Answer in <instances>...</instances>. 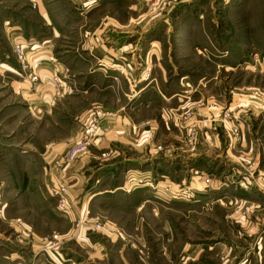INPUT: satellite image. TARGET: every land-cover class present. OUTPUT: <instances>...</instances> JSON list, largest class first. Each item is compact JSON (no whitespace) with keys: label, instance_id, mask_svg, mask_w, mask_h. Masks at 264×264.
Segmentation results:
<instances>
[{"label":"rangeland","instance_id":"obj_1","mask_svg":"<svg viewBox=\"0 0 264 264\" xmlns=\"http://www.w3.org/2000/svg\"><path fill=\"white\" fill-rule=\"evenodd\" d=\"M42 2L47 20L36 0H0V264H264V0ZM18 37L33 57L56 53V85L66 65L87 71L91 48L114 50L112 91L78 78L50 114L33 102L49 93L26 80ZM85 108L80 135L95 110L109 115L68 163L79 138L55 147ZM116 122L130 128L105 151L103 125ZM130 173L144 203L99 195L125 193Z\"/></svg>","mask_w":264,"mask_h":264},{"label":"crops","instance_id":"obj_2","mask_svg":"<svg viewBox=\"0 0 264 264\" xmlns=\"http://www.w3.org/2000/svg\"><path fill=\"white\" fill-rule=\"evenodd\" d=\"M42 1L43 0H36V3L38 4L39 11L44 13L43 14L44 19L47 20L48 19V15L45 14V12L43 11V7H45V6H44ZM81 39H85L84 35L82 36ZM44 41H46V39ZM51 49L48 48L45 51H43L42 49L39 50V51L43 52V53L41 52L39 54L41 56H44L43 57L44 61H43V64H42L41 68L38 69V72H39L40 77H41V82L43 81L44 83L42 82L43 84H40V86L37 87L36 93H40V92L43 91V92L49 93V95L47 94V98L44 99V100L42 99V97L40 99H37L38 96H36L37 100L33 101L36 105H41L42 103H44L43 105H46V107H48L47 111L50 114L53 113L54 107L56 105H58L59 102H61L62 100L68 99L66 97V95H65V90H68V89H66L67 88L66 86H69V84L72 85L73 82H76L78 78L79 79L82 78V83H83V80L89 79V81H85V83L89 87L99 89L100 91H107V92L108 91L109 92L112 91L111 88L110 89H107V88L112 87L115 82H114V80H111V81L109 80L110 83H112L111 84L112 86L109 85L108 80H106V76H107V74L113 75V72L109 70L110 69L109 66H113L110 56L111 55H113V56L116 55L114 50H112V51L111 50L104 51L102 49H98L97 48V50L92 51L93 49L91 48V51H89V53L91 54V56L93 55L94 57L90 58L92 60V64L89 66L87 71H86V69L78 70L77 71L78 73L76 72V74H75L73 72V70H71L72 67L69 66V65H66L69 68V71H70V73L68 74V77L66 78V82H65V84H63V82H62V84L56 85V83L53 82V78L58 73V69L62 68V67H61L60 62L58 61L56 53L53 52V50H51ZM78 50H79V47H77V51ZM105 53H107L108 55H106ZM50 56H54L55 61L51 60ZM85 71L87 73V76L86 77H81L82 74L85 73ZM77 74H80V76H78ZM58 89H61L62 92L60 91L61 93H56L55 90H57L59 92ZM61 94H62V96H61ZM85 110H86V108L82 109V111H77V113L76 112L74 113V114H77V115H75L74 118H71L72 127H70V131H69V134L67 136L68 138H66V140H64V141L62 140L61 143H59V142L57 143L58 145L55 147L56 151L60 150V149L61 150L65 149L70 143L71 144L73 143L72 141H74L76 138H79L81 129H78V127H79V119H78L79 117L78 116L80 115V117H82L83 112ZM69 116L71 117V115H69ZM124 122H126V121H124ZM127 124H121V123L116 122L113 126L109 125L110 128L107 125V123H105L103 125L104 127L107 126V128H108V130L106 131L105 137H104L105 138L104 142L101 145V147H103L105 151L107 149V151L110 152V150L112 151V149H115L114 147H116V145L114 144V142H116L117 140L121 141L120 139H122V137L117 134V130L119 128H122V127H128ZM128 128H130V127H128ZM97 150L98 151H102L103 149H97ZM102 152H104V151H102ZM192 156L194 158L196 156V154H192ZM134 160H135V158H134ZM136 160H141V159H136ZM140 162H142V161H140ZM122 163H125V162H122ZM122 163H116V164L118 165V164H122ZM138 166H130V167L134 168V167H138ZM113 169L115 170L114 172H117L115 167H113ZM78 172H79V170L74 168L69 173L70 176L72 175V177H73V182H72V186H71V196H73L76 199H77L78 196H80L82 194V191H80L81 179H80V177H78ZM77 178H79V180ZM74 180L76 182H74ZM117 190H118V188L110 190L108 192L107 191H100L99 195H103L105 193L106 194L109 193L110 196H115L116 194L119 195V196L120 195H128L129 197L125 196V199L128 200V199H131L130 197H132L133 198V202L135 200H141L142 203H144V189H142L141 187H138L137 189H135L132 192L131 191H124L125 193H123L121 191L117 192ZM86 195L87 196H85L84 199L86 201H88L90 199V197H88V194H86ZM79 212H80L79 209L77 210L76 207H75L74 211L71 212V215H73L72 217H74L75 213H79ZM52 260L55 263H57V264H64L66 261H68V260H65V259H62V258L61 259L53 258ZM9 264H12V263H9ZM43 264H45V262Z\"/></svg>","mask_w":264,"mask_h":264},{"label":"built area","instance_id":"obj_3","mask_svg":"<svg viewBox=\"0 0 264 264\" xmlns=\"http://www.w3.org/2000/svg\"><path fill=\"white\" fill-rule=\"evenodd\" d=\"M35 46L30 45L29 42L18 37L13 42V53L17 60L21 63L22 70L25 73L26 80L30 83L36 84L40 81V75L38 72L39 67L42 64V57L35 56V54H30V51L34 50ZM50 59L55 61L53 56H50ZM60 79L59 75L56 74L53 78V81L58 82ZM109 113L104 112L100 109L95 110L91 114V118L86 126H84L83 131L79 137L68 149L65 161L72 162L76 160L84 151H86L93 143L94 136L97 132V129L101 123V121L108 116ZM236 131V132H235ZM234 132L237 134V129ZM67 163V164H68ZM57 165H61L58 161ZM135 173L127 174V181L123 186V189L126 191H131V189L141 186L144 179L142 177L138 179ZM58 190L56 193L61 196V207H66L67 194H68V185L62 184L57 187Z\"/></svg>","mask_w":264,"mask_h":264}]
</instances>
